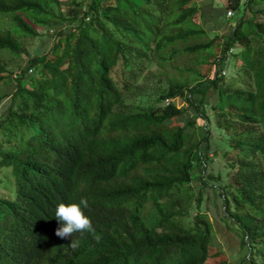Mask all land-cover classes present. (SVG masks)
I'll return each instance as SVG.
<instances>
[{
	"label": "trees",
	"instance_id": "obj_1",
	"mask_svg": "<svg viewBox=\"0 0 264 264\" xmlns=\"http://www.w3.org/2000/svg\"><path fill=\"white\" fill-rule=\"evenodd\" d=\"M35 28L52 44L29 56ZM4 52L22 61H0V264H234L205 187L246 251L235 264H264V0H0ZM229 58L239 69L224 82ZM151 68L179 76L155 92L142 86ZM211 128L225 148L216 175ZM82 197L95 236L73 250L54 211Z\"/></svg>",
	"mask_w": 264,
	"mask_h": 264
},
{
	"label": "rangeland",
	"instance_id": "obj_2",
	"mask_svg": "<svg viewBox=\"0 0 264 264\" xmlns=\"http://www.w3.org/2000/svg\"><path fill=\"white\" fill-rule=\"evenodd\" d=\"M62 2L64 0H57V2ZM225 0H218V2L220 3H224ZM211 2V0H194L195 5L198 8L201 7H205L207 5H209ZM60 8V4L56 7V4H52L51 5V9L54 11L59 10ZM62 9V7H61ZM60 11V10H59ZM232 17V16H231ZM231 17H228V13L226 12L225 16L221 17L219 22L217 24H215V34L217 35H222L223 33H225L228 28H229V20ZM227 20V25L224 23V21ZM232 20V19H230ZM36 33L39 34V36L32 38V39H23L22 43L24 45V50L26 51V53L31 56L33 54H44L48 51L49 47L52 44V32L46 31L42 28H35L34 30ZM235 53L236 50H232L231 53ZM232 55V54H231ZM217 57H220V53H216ZM6 61L9 64H11L12 66H15L16 64H20V61H22V58H14L11 57L9 54H7L6 52L2 53L0 55V61ZM227 64L226 68L223 70L222 74L225 77V81L227 82L229 80H231L230 77H233L235 75V73L237 72V70L239 69V62L234 61V59L229 58L227 59ZM176 66L181 65L184 67H188L185 63V61L183 62H175L174 63ZM25 65V62L22 63V66ZM194 68V70H197V66L192 67ZM33 73L28 72V75H32ZM146 75H148L149 79H151L150 83H143V87H145V89H149V86H152L151 89L154 90L155 92H158L159 89H165L166 88V83L167 80L169 79H173V77H177L179 76V73H175L174 71H171L170 69L167 70V73L164 75L162 69H158V68H151L149 70H147ZM185 76L188 74H184ZM8 79V78H7ZM12 80H7V83H9ZM141 82V81H140ZM10 88V87H9ZM8 90V89H7ZM210 98L213 95L210 91ZM136 101V100H135ZM174 104L180 108L182 107V105H184V102L180 99V98H176L173 100ZM129 103H131V101H128ZM6 103V100L3 101V104L0 105V108L3 107ZM195 111H193L192 109L189 110L187 109V115L189 117H194ZM196 117V116H195ZM197 121V124L200 126L202 125V120L200 118H195ZM185 122V120L183 121ZM213 123V120L210 121V124ZM183 125V124H182ZM212 130V131H211ZM210 132H211V137L209 138V154H208V158L211 160L210 165L207 166V171H206V175L208 174H212V175H216L218 172H224L222 169L224 168V160L221 159V153L225 150V148H221L222 144H221V135L220 133L211 128ZM194 183L192 184L191 189L188 190H184L183 193H188V194H196L199 189L194 187ZM203 192V212L209 217V220L212 224V230H213V234H214V244L216 246V248L218 250H220L223 255L227 258V260L230 263H236L237 260L242 257L246 251L245 250H241L240 246H239V239L238 237H236L233 233L229 232L224 224V213H223V208L221 207L220 203H214V195L213 192L211 191V189L209 187H205L202 190ZM197 213L196 211L193 213L195 214Z\"/></svg>",
	"mask_w": 264,
	"mask_h": 264
},
{
	"label": "clouds",
	"instance_id": "obj_3",
	"mask_svg": "<svg viewBox=\"0 0 264 264\" xmlns=\"http://www.w3.org/2000/svg\"><path fill=\"white\" fill-rule=\"evenodd\" d=\"M87 208H89V202L83 197L78 203H59L55 208L54 217L59 224L55 229V235L60 239L71 238L68 246L73 250L80 245V241L73 238L77 234L81 237L85 234L95 236L92 221L84 212Z\"/></svg>",
	"mask_w": 264,
	"mask_h": 264
},
{
	"label": "built area",
	"instance_id": "obj_4",
	"mask_svg": "<svg viewBox=\"0 0 264 264\" xmlns=\"http://www.w3.org/2000/svg\"><path fill=\"white\" fill-rule=\"evenodd\" d=\"M231 15H232V13L228 12V17H230ZM170 102H173L174 103L173 100H171ZM168 103H169V100H166L165 104H168Z\"/></svg>",
	"mask_w": 264,
	"mask_h": 264
}]
</instances>
